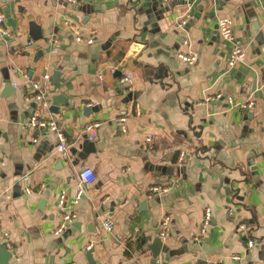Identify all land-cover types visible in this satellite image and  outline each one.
Returning a JSON list of instances; mask_svg holds the SVG:
<instances>
[{
    "label": "crops",
    "instance_id": "crops-1",
    "mask_svg": "<svg viewBox=\"0 0 264 264\" xmlns=\"http://www.w3.org/2000/svg\"><path fill=\"white\" fill-rule=\"evenodd\" d=\"M0 12L9 32L0 36V225L13 249L7 264H264V0H0ZM222 16L232 20L245 55L232 68L231 44L217 27ZM31 23L40 39L32 38ZM72 27L92 44L76 42ZM180 52L195 53L196 62H180ZM20 70L36 79L49 73L46 115L63 128L64 155L51 132L32 143L33 103L25 101L32 91ZM124 72L128 87L118 83ZM227 97L253 105L234 106ZM92 122L100 124L93 146L84 133ZM84 168L95 180L72 204ZM205 209L211 221L194 242ZM64 212L75 218L55 236ZM164 217L168 236L153 259L150 245ZM105 218L114 223L109 234Z\"/></svg>",
    "mask_w": 264,
    "mask_h": 264
},
{
    "label": "built area",
    "instance_id": "built-area-1",
    "mask_svg": "<svg viewBox=\"0 0 264 264\" xmlns=\"http://www.w3.org/2000/svg\"><path fill=\"white\" fill-rule=\"evenodd\" d=\"M72 3H76V0H68ZM167 2L168 0H163ZM188 1V0H184ZM3 16L0 12V36L6 37L9 36V32L6 28L2 26L3 23ZM185 25V21L180 20L176 23L177 28H181ZM217 27L219 31V35L223 41L229 42L231 44V47L228 52V59H227V66L229 68L234 67L237 63H240L244 59V50L239 47L235 42H234V37L232 33V20L228 16H222L218 18L217 21ZM71 31L74 35V40L78 43L85 42L86 44H92L93 40L91 38H85L80 29L77 27H72ZM32 43L30 42L29 45ZM177 59L185 63L189 66L193 65L196 60V54L189 52H180L177 54ZM263 72H264V67H263ZM111 74H115L116 70H110ZM19 74L21 78L27 83L26 85L29 87V89L32 91V95H29L25 101L29 107L30 102L33 103V106L30 108V115L27 121V126L34 132V137L32 139V143H37V137L43 134L44 132H51L55 134L56 139H57V151L59 154L64 155L67 153V145H66V140L63 132L62 126L51 116H47L46 112L50 106V101L46 95L47 91V84L50 79L49 73H46L42 75L40 78H33L31 75H29L25 70H20ZM101 79V76L98 77ZM118 83L120 85L124 86H129L131 83V75L127 72H124L121 74V76L118 78ZM262 85L264 86V75H263V80H262ZM16 86V84H14ZM221 98H224L222 94H217L215 96V99L219 100ZM32 99V101H31ZM209 99H206L208 101ZM226 101L228 104L238 106L241 108H248L250 109L252 107V102L248 101L245 103H237L233 102V99L231 97H227ZM140 109L139 107L135 108V114L137 116L140 115ZM126 115L122 116L119 118V122L121 124V132L125 134L127 132L125 123H126ZM100 127V124L98 122H92L88 123L84 127V133L86 135V139L89 142H95L98 139V128ZM146 144H147V149L151 150L152 146L150 145L151 139L147 137L146 139ZM183 159V154H180L178 157V163H181ZM27 177H23L22 180H26ZM79 180H80V187L76 190V193L73 196L72 199V204H77L82 196L84 195V190L81 187L82 185L91 183L95 180V174L91 168H84L80 173H79ZM152 192L155 193H164L168 191L167 187L164 186H153L151 188ZM31 190L29 188H26V193H30ZM7 199H9V196H6ZM58 202L60 206H64L66 202V196L64 192H61L58 196ZM75 218V215L72 212H64L61 214V222L59 223L58 227L53 231V235L57 236L62 234L67 227L70 225V223L73 221ZM211 221V211L209 209L204 210V215L202 219L201 226L199 228L198 236H195L193 238L194 242H199L202 237L206 235L207 232V227L210 224ZM168 224H169V217H164L162 220V230L158 233L159 237L161 239H165L168 236ZM102 229L104 230L105 233H111L114 228V223L110 218H105L101 222ZM0 240L4 241V248L12 255L13 249L11 244L9 243L8 240V234L5 232L0 225ZM254 241L252 239H248L246 246L248 248L253 247ZM90 248V247H88ZM14 259L16 261H19V258L17 256H14ZM233 260L238 261L239 257L235 256L233 257Z\"/></svg>",
    "mask_w": 264,
    "mask_h": 264
},
{
    "label": "water",
    "instance_id": "water-1",
    "mask_svg": "<svg viewBox=\"0 0 264 264\" xmlns=\"http://www.w3.org/2000/svg\"><path fill=\"white\" fill-rule=\"evenodd\" d=\"M29 26H30L29 27L30 28V32H32V35H31L32 38L34 40L40 39L41 38V32H40L39 27H37L34 23H31ZM41 54H42V52L39 51L38 55H41ZM53 74L56 75L57 72L54 71ZM116 74L120 75V71L118 70L116 72ZM50 110L53 111L54 113H57V107H56L55 104L53 105V102H52V105L50 107ZM92 111H96V108L94 107L93 109L92 108H85L84 109L85 114L86 113L90 114ZM88 145L93 146L94 144L92 142H89ZM162 241H164V240L161 239L159 237V235H158L157 238L153 241V244L150 245V247H151L150 250H151L153 259H156L157 256L159 255L160 251L162 250V245H163ZM10 257H11V254L4 248V246L3 245L0 246V264H7L8 260L10 259ZM88 258L89 259L91 258L90 255H88Z\"/></svg>",
    "mask_w": 264,
    "mask_h": 264
}]
</instances>
